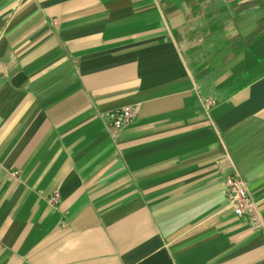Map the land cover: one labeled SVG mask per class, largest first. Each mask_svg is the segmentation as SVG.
Returning <instances> with one entry per match:
<instances>
[{"label":"crops","instance_id":"1","mask_svg":"<svg viewBox=\"0 0 264 264\" xmlns=\"http://www.w3.org/2000/svg\"><path fill=\"white\" fill-rule=\"evenodd\" d=\"M0 264H264V0H0Z\"/></svg>","mask_w":264,"mask_h":264},{"label":"built area","instance_id":"2","mask_svg":"<svg viewBox=\"0 0 264 264\" xmlns=\"http://www.w3.org/2000/svg\"><path fill=\"white\" fill-rule=\"evenodd\" d=\"M213 104V100H204L203 107L207 114ZM137 110V106L131 105L107 112L108 128L119 131L129 125L134 121ZM224 192L228 205L233 209L236 216L245 218L251 224L259 223L256 206L250 196L247 184L235 168L225 178Z\"/></svg>","mask_w":264,"mask_h":264}]
</instances>
